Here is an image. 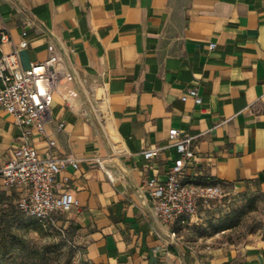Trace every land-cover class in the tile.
<instances>
[{
    "label": "crops",
    "instance_id": "0c3cea01",
    "mask_svg": "<svg viewBox=\"0 0 264 264\" xmlns=\"http://www.w3.org/2000/svg\"><path fill=\"white\" fill-rule=\"evenodd\" d=\"M0 29L7 52L27 40L23 68L56 56L63 71L48 138L32 145L78 161L57 184L79 200L66 213L89 263L264 264V243L194 245L185 229L207 207L168 226L147 188L181 157L177 129L192 137L185 182L222 185L225 199L264 191V0H0ZM194 87L201 105L182 100ZM20 134L0 107V206L22 194L1 177ZM148 150L157 155L147 160Z\"/></svg>",
    "mask_w": 264,
    "mask_h": 264
},
{
    "label": "built area",
    "instance_id": "2783aa9c",
    "mask_svg": "<svg viewBox=\"0 0 264 264\" xmlns=\"http://www.w3.org/2000/svg\"><path fill=\"white\" fill-rule=\"evenodd\" d=\"M10 42V33L0 29V107L15 119L21 134L19 146L3 168L1 177L5 188L21 190L17 208L24 215L45 221L57 212L66 213L79 206L76 196L69 191L59 192L57 184V176L66 164L78 168V161L60 160L53 156L42 158L32 145L35 134L48 138L45 125L59 88L58 58L52 56L44 62L32 63L28 68H23L19 50L26 48L28 42L23 39L17 49L7 52L5 45ZM189 98L196 105L202 104L197 87L190 89L182 100L187 101ZM62 127L63 124L60 125ZM170 138L176 140L174 145L181 157L175 161L165 181L153 178L147 182L153 207L168 226L179 221L187 223L198 215L202 205L215 207L222 204L227 196L222 185L203 186L183 180L186 163L194 157L190 148L192 137L179 139V131L172 129ZM48 141L51 148L56 145L54 140ZM156 155L157 151L144 152L147 160Z\"/></svg>",
    "mask_w": 264,
    "mask_h": 264
},
{
    "label": "rangeland",
    "instance_id": "374dc122",
    "mask_svg": "<svg viewBox=\"0 0 264 264\" xmlns=\"http://www.w3.org/2000/svg\"><path fill=\"white\" fill-rule=\"evenodd\" d=\"M11 209L0 206V232L5 229L9 236L17 235L19 239H9L11 253L5 259L0 258V264H91L68 213L57 212L45 221H38L17 209L18 217L9 214L4 219L2 213ZM207 209V219L185 229L189 230L194 245L264 243V191L242 193Z\"/></svg>",
    "mask_w": 264,
    "mask_h": 264
},
{
    "label": "trees",
    "instance_id": "16d2710c",
    "mask_svg": "<svg viewBox=\"0 0 264 264\" xmlns=\"http://www.w3.org/2000/svg\"><path fill=\"white\" fill-rule=\"evenodd\" d=\"M15 206H12L10 208H12L9 212V210L7 212H3L2 213V216L3 218L5 219L6 216H8L9 214H13L14 217H18V214H17V207ZM19 210V209H18ZM2 225H5L4 223H2ZM233 226H236L235 224ZM231 226V227H233ZM230 227H227L226 229H228ZM13 239L14 241L15 240H18L19 237L17 235H13L12 237L9 236L6 232L5 229H3L1 232H0V258L1 259H5L10 253H11V245L10 243H8L9 239Z\"/></svg>",
    "mask_w": 264,
    "mask_h": 264
},
{
    "label": "bare ground",
    "instance_id": "6f19581e",
    "mask_svg": "<svg viewBox=\"0 0 264 264\" xmlns=\"http://www.w3.org/2000/svg\"><path fill=\"white\" fill-rule=\"evenodd\" d=\"M59 71H60V76H61L60 78H62V73H63V71L60 70V69H59ZM59 84H60V80H59ZM58 87H59V85H58Z\"/></svg>",
    "mask_w": 264,
    "mask_h": 264
}]
</instances>
